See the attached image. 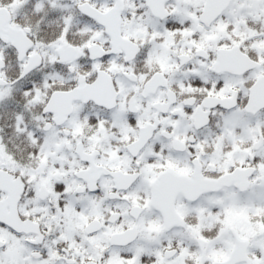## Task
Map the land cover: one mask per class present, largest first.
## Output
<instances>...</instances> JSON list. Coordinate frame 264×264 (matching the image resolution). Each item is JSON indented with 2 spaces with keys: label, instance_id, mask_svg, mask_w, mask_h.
<instances>
[{
  "label": "snow or ice",
  "instance_id": "snow-or-ice-1",
  "mask_svg": "<svg viewBox=\"0 0 264 264\" xmlns=\"http://www.w3.org/2000/svg\"><path fill=\"white\" fill-rule=\"evenodd\" d=\"M0 264H264V0H0Z\"/></svg>",
  "mask_w": 264,
  "mask_h": 264
}]
</instances>
